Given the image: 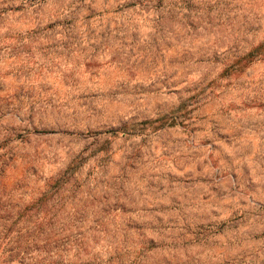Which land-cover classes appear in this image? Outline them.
<instances>
[{
	"label": "rangeland",
	"instance_id": "374dc122",
	"mask_svg": "<svg viewBox=\"0 0 264 264\" xmlns=\"http://www.w3.org/2000/svg\"><path fill=\"white\" fill-rule=\"evenodd\" d=\"M0 13L12 264H264V0H0ZM253 50L263 59L237 64Z\"/></svg>",
	"mask_w": 264,
	"mask_h": 264
},
{
	"label": "trees",
	"instance_id": "16d2710c",
	"mask_svg": "<svg viewBox=\"0 0 264 264\" xmlns=\"http://www.w3.org/2000/svg\"><path fill=\"white\" fill-rule=\"evenodd\" d=\"M0 17H2L1 13H0ZM254 52H256V50H253L247 54H245L244 56H241L240 58H237V64L238 65H241L242 64V61H246L248 62V64L252 63L254 61V58H255V55H254ZM260 58H255L256 60H262L263 59V56H260V54H258ZM121 130V133L123 135H127L128 133L125 132L123 130V128H117V129H111L109 132L110 133H117V132H120ZM61 184V178L56 180L54 183L48 185L50 186L51 190H57L58 186H60ZM59 189L55 192H58ZM47 195H48V192L47 194H44V197L43 199H38L37 202H32V204L29 206V208H34V207H39L41 205L42 207V202H44L45 200H47ZM64 196L62 197L61 200H63ZM60 200V201H61ZM47 216V214H46ZM42 219V222H35L34 225L32 226L34 228V234H42L44 231H45V227L48 226V225H51L52 224V219H48L49 221L45 222V218H41ZM6 237H4L5 239ZM1 239V237H0ZM8 242L7 240L5 239V241H0V264H12L15 259V255L11 256V254H7L8 252L10 253L11 251L10 250H7V246H8ZM14 249V248H12ZM15 250V249H14ZM19 250V248H18ZM19 254H17L18 256ZM53 256H55V254H53ZM16 260V259H15Z\"/></svg>",
	"mask_w": 264,
	"mask_h": 264
}]
</instances>
